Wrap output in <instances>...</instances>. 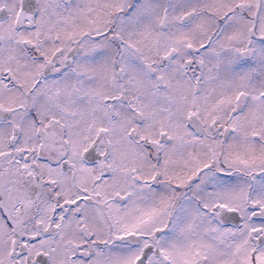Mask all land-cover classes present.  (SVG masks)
<instances>
[{"label": "snow or ice", "instance_id": "1", "mask_svg": "<svg viewBox=\"0 0 264 264\" xmlns=\"http://www.w3.org/2000/svg\"><path fill=\"white\" fill-rule=\"evenodd\" d=\"M0 264H264V0H0Z\"/></svg>", "mask_w": 264, "mask_h": 264}]
</instances>
